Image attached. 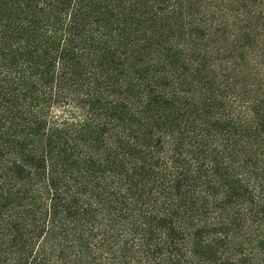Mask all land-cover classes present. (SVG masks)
Wrapping results in <instances>:
<instances>
[{
	"label": "trees",
	"instance_id": "16d2710c",
	"mask_svg": "<svg viewBox=\"0 0 264 264\" xmlns=\"http://www.w3.org/2000/svg\"><path fill=\"white\" fill-rule=\"evenodd\" d=\"M0 264H264V0H0Z\"/></svg>",
	"mask_w": 264,
	"mask_h": 264
}]
</instances>
